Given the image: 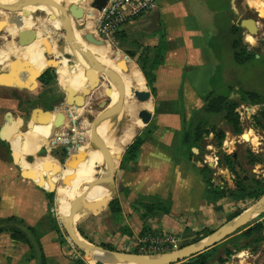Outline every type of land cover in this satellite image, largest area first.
Returning a JSON list of instances; mask_svg holds the SVG:
<instances>
[{"label": "crops", "instance_id": "crops-1", "mask_svg": "<svg viewBox=\"0 0 264 264\" xmlns=\"http://www.w3.org/2000/svg\"><path fill=\"white\" fill-rule=\"evenodd\" d=\"M234 2L235 0H157L155 11L137 18L119 32L126 36L125 43L122 45L123 51L127 53L130 60L138 65L142 73L148 71L143 68L141 60L143 57L149 59L151 66L149 73H153L157 81L152 88L156 90L158 105H161L162 92L157 90L156 85L174 91V98L171 99L172 104H169L173 108L165 109L161 117H167L169 120L170 118L174 119L175 113L178 114L179 110H183V107L192 111L190 117H193L204 106V98L212 87L214 71L218 66L215 62V59L219 57L217 53H221L222 57L224 53L227 55V50L230 49L223 45L221 50L213 53L214 49L211 44L220 45L223 43L222 35L225 34L220 36L219 18L220 16L227 17L229 10L235 15L238 14L233 5ZM55 14L57 17L63 18V13ZM11 18L8 17L9 21ZM45 20L52 23L51 16ZM0 21H5L8 27L0 34V39L6 31L10 33L8 35L10 39L4 43L3 47H0V81H4L0 83V221L16 218L26 228L34 229L37 232L42 248L41 251L39 250L40 252L38 251L39 258L30 264H74L63 257L60 245L56 241L54 223L50 218L49 195L55 193L57 195L59 185L54 179L61 176L53 168L50 172L45 171L49 166L46 163L49 161L50 152L45 155V159L35 156L40 150L38 141L31 133H22L17 130L14 148L19 159L16 163L10 144V131L13 125L20 118L26 116L18 114L17 117L9 118L8 114L11 110L15 112L19 108L22 98L31 97L30 88L33 83L50 69L47 57L42 55V52H46V47L37 49L39 50L37 51L35 48L40 42L35 37L25 44H19L17 38L20 31L10 27L9 22L2 17H0ZM22 25L23 27H28V25L32 27L31 19H24ZM27 27L25 29L29 30ZM47 31L44 29L38 33L45 35ZM13 38H16L17 41L14 42ZM48 39L53 42L54 49L57 47L55 44L61 41L56 37V29L54 35L49 36ZM33 48L36 50L35 54L26 57L27 51ZM51 50L49 51L50 55H54ZM10 58L14 64L8 62ZM57 60L60 67H63L66 60L61 58L60 53L57 55ZM69 60L73 64L77 63L79 59L69 58ZM23 62L27 65L19 67ZM194 98H197V101L193 100ZM143 107L142 105L140 111L144 109ZM35 120L48 126V123L41 118ZM148 149V147H143L139 160L127 163V167L123 169L121 179L127 188V194L117 198L121 207V213L118 214L120 216L114 214L113 211L106 212V227L110 229L111 236L117 238L118 242L114 245L106 244L111 248L102 245L100 248L112 253L138 254L142 245L141 238L146 236L149 239L167 234L174 236L178 234L186 240L188 232L196 236L204 232L219 230L226 225L228 216L236 209L241 210V203L248 201L234 202L227 199L216 203L208 201L206 199L208 185L203 176L197 172L193 163L191 164L189 161V167L196 179L191 185L180 184V181L172 180L170 175L174 169L171 167H167L164 171L165 174H169L168 179L158 185V182L152 180L150 173L156 167V156L163 151L156 148ZM54 152L61 153L58 148H53L51 156ZM29 156H32L33 163L28 161ZM52 159L57 160L59 164L69 161L68 156L65 159H56L55 157ZM165 162L160 164L170 166L172 160L169 158ZM40 175L44 177L43 184L46 182L54 184L56 192L48 193L33 179L35 177L36 180H39ZM173 185L182 190L190 186L191 190L182 198H175L172 194ZM157 196L161 197L165 203L171 204V214L143 219V212L137 207L139 199L141 197L154 199ZM100 213L102 212L99 211L98 214ZM120 217L129 229L125 235L121 234V230L117 228ZM261 217L245 225L241 228L243 229L241 232H239L240 229L239 233L236 232L234 233L236 235L228 237L233 238L232 244L235 247L238 244L240 247L245 245L241 238L242 233L264 222V217ZM81 221L82 219L79 220V222ZM89 243L96 248L91 242ZM16 248L17 245H15ZM241 257H244L240 260L243 264L242 262L247 259V256ZM17 260H20V257H17Z\"/></svg>", "mask_w": 264, "mask_h": 264}, {"label": "rangeland", "instance_id": "rangeland-1", "mask_svg": "<svg viewBox=\"0 0 264 264\" xmlns=\"http://www.w3.org/2000/svg\"><path fill=\"white\" fill-rule=\"evenodd\" d=\"M92 2L93 0H86V2L84 3V6H86L85 8L87 10H91ZM250 2H254V0H248V1L235 0L233 5L236 8V11L238 12V14L236 15V22L243 29L244 44L249 47V50H253L254 52H256L257 54L256 58L258 60L255 61V64L252 66L251 65L243 66V67L238 66L235 64L233 60L232 52L230 51V49L227 50L228 51L227 55L226 53H224L221 58L215 59V62L218 66L217 68H215L214 71V75L216 77V83L213 85V89L215 90V93L218 95L228 96L230 93L229 87L231 86H233L236 90L240 88L246 91H254L264 94V45L259 41V39H264V16L262 17L259 16L257 10H255L249 5ZM64 3L66 5L68 4V6L63 5V7L68 8L69 6L71 7V5L75 4L76 0H69ZM259 4L260 7H258V11L263 12L264 0H261ZM49 16H53V15H47L46 13L37 14V17L39 19H47L49 18ZM58 18L63 19L60 16H58ZM96 18L98 20L100 19V13H97ZM3 19L9 22V19L7 17H4ZM98 20H96L95 29ZM219 20H220L219 28L221 31L220 32V36H221L222 34H225L227 31V17L224 18L223 16H220ZM84 21L85 20H83V22L78 23L79 29L83 28ZM251 21L257 24L256 26L257 29L255 31L256 33H251L250 29L247 27V23ZM53 23L56 24L57 27L63 29L62 28L63 23L60 22L59 20H56V22L53 21ZM31 24L32 27L30 26L29 30L34 31L35 34H38V31L48 29L49 27L48 26L42 28L40 27L38 21L37 20L33 21V19H31ZM61 29H59L58 31V38L62 40L55 44L57 46L63 44L65 40H67V35H65L64 31ZM244 33L247 35L245 36ZM95 36H97L98 39H100V37L96 34V30H95ZM248 37H251L255 41V44L250 43L248 41ZM17 39L13 38V41L16 42ZM125 39L126 36L122 33H119L115 35L116 42L108 41V40L104 42H110L115 49L121 51L126 56V58H129L127 53H125L122 49L123 48L122 45L125 43ZM7 40H8V31H6L4 35L1 36L0 47H3L5 45L4 43H6ZM46 40L48 41L47 36L43 38V42L45 47H48L46 48V52L49 53L52 47L49 46ZM51 44L54 45L53 42H51ZM44 53L45 51L42 52V55H44ZM213 53H215L214 50ZM56 59L57 57H55L54 55H49L47 57L48 65L50 67H53L54 69H56L55 68ZM8 62L14 64L11 58L9 59ZM132 62L134 63V61ZM141 64L143 65V68H145V70L148 71L147 75L151 80L153 86L154 84L157 83V81H156V76H154L153 73L152 74L149 73L151 69L149 59L147 57H143V59L141 60ZM90 65L91 67L93 66L92 63ZM85 68L86 65L83 62L82 66L79 69H76L74 71L72 70L67 73L73 74L74 72ZM125 77L128 76L125 75ZM144 78L148 90L152 91V87L149 85L146 77ZM130 83L132 85V88L134 89L136 87L134 82L130 81ZM95 84L97 85L93 90V92H91L92 93L91 96L87 97L85 107L84 108L82 107L80 110L75 108H70L67 106L66 92L60 86L57 80V84L52 86L51 88L53 93L52 96L54 95L55 98L51 100L45 99L44 102H40L39 105H35L34 103L35 100H33L30 96L24 97L20 100L19 108L15 110V112L13 110L9 112L8 114L10 116L9 118H12L14 116L17 117L18 114L25 115L26 117L35 114L36 116H39L42 119H46L48 115L53 113L59 115L65 113L66 116L68 117L65 118L67 119V121L66 122L64 121L63 126L67 128H65L63 132L68 131V129L74 127V125L76 124L77 127L79 128L81 137L83 136L85 139V135L89 127L91 128L89 129L90 131H94V130H98L101 125L107 124V122L104 121L107 119L108 111L110 110V106H111V105L108 106L107 109L101 108L103 103L111 104V101L107 96H102V89H104L103 83L99 85V83L96 82ZM156 87L158 88L157 90L162 92L160 96L161 105H158V102L156 101L157 94L155 93L153 95L154 96L153 111L155 113L153 122L149 126H145L143 129L139 130L136 138L135 139L133 138L134 139L133 143H131V145L129 146L131 147L136 142V140H141L143 141V145L141 146V151L143 147H148L149 149L156 148L159 151L160 150L163 151V153L161 154L158 153V155L156 156L155 159L156 167L154 168V171L150 173V177L152 178L153 181H156L158 182V185H161L162 181L168 179L169 177V174L167 173L168 174L167 176V174H165L164 171H166L167 167H171L172 169H174L172 175H170L172 180H175L177 182L180 181V184L186 183L187 185H191L193 181L196 179L189 167L188 164L189 162L191 164L193 163L197 172L201 176H203V179L207 177V170L209 168L212 169L211 180L208 182L204 179L207 185L209 186L212 185L213 186L220 185L222 187L229 186L231 189L235 190L239 185V183L245 182L248 179L250 180V184L253 183L254 181L264 180V116H262L260 112L261 110L260 106L251 107L247 104H241L236 111L240 116L242 134L236 136L233 133L231 127H228L224 122H220L219 123L220 129H222L226 133L225 139L220 142L219 134H217L216 131L210 130L211 132L208 135L206 134L203 135V140L198 143L199 146L193 148L199 151V154L196 155L193 153V149L190 151L187 149V147L183 145L184 128L190 126L196 115L190 117L192 111L186 110V108L184 109L183 107V110L182 109L179 110L178 114L177 112L175 113L177 116L175 115L174 119L170 118L169 120V118L167 117H161V114L162 112L164 113L165 109L168 110L170 108H173L169 104H172L171 99L174 98V91L173 89L167 90L160 88L158 85H156ZM166 91L167 93H165ZM209 91H211V88ZM233 98L235 101L239 102L240 98L238 94H236V92ZM206 99H207V95L204 98L205 101L204 106L206 104ZM193 100L197 101V98H194ZM244 109H246L247 111H244ZM189 117L190 119H188ZM246 135L250 137L252 142L246 140L245 138ZM83 142L84 141L82 139L79 146H82L84 144ZM129 142H125L123 146L119 147V150L122 151V148ZM129 147L127 148L129 149ZM127 148L124 149L121 153V155L123 156L121 162L120 159L114 160L115 163L119 164V167H117V165L113 163L114 171L116 172V177H117L115 182L116 193L114 194L115 199L113 201H115L118 198V196L127 194L126 192L127 188H125L124 183L121 179L123 169L127 167V163H128V162L126 163L124 162V158L128 151ZM60 150L61 149L59 148L58 151ZM51 151H49L50 156H51ZM49 152H47V155L49 154ZM51 157L54 158L53 156ZM169 158L172 160L170 166L160 164V163H166L165 160ZM103 159L98 160V163L100 164V162ZM71 161L72 162L74 161L73 157H71L68 162L66 161L65 163H61V166L59 164H50V162L47 161L46 165L51 166L53 170L58 169L59 171L58 173L61 175L57 177V179H54V181L58 185H60V183L63 180L62 173L64 171L67 172L71 167L72 165ZM99 169L101 168H99V166L95 164L89 175L93 176V174H96L99 171ZM92 184H93V188L95 187V189H93V191L90 192L88 196L94 199L98 205H101L102 200L108 197L107 193H109L110 197L113 196L112 192L107 190L105 183H103V185L101 186H99L95 182H93ZM102 189H103L102 192L103 195L97 192V190H102ZM172 190H173L172 194L175 198H182L191 189L190 186H187L186 189L182 190L181 188H176L175 185H173ZM59 192L60 190L58 188V194ZM74 193L75 195H73L72 201L74 204L73 210L74 213H76L78 199L81 195L85 193L78 186V184H76ZM258 202L259 201L248 200L247 202L241 203L242 204L241 210L236 209L232 214H230V216H228L226 220V224L234 220L236 217L240 216L242 213L246 212L248 209L255 206ZM111 203L106 206H102L100 209L97 210L98 212H95L85 217L78 224L76 228L79 234L81 235V233H83L85 235V237L83 238L91 242L95 247L99 246L100 248V246L102 245L111 248L110 246H106V244L114 245L118 242L117 238H113V236H111L110 229H107L106 227V222H107L106 212L109 213V211H113L114 213V210L116 208V206H113L114 204ZM57 205L59 206V203L56 200V193H55L54 200L51 201L50 203V211H51L50 218L53 217L54 219L52 218L51 221L53 220L58 226L59 232L55 233L56 241H58V244L60 245V248L63 253V257L74 264H99V263H90L89 258L83 253L80 247H78L76 243L72 241L66 226L62 224V222H60ZM51 206L53 207L51 208ZM52 209H53V213H52ZM99 211L102 213L98 214ZM141 212L143 211L141 210ZM114 214L118 215L119 213L115 212ZM123 227H125V229L128 228L125 222L120 217L118 218L117 228H119V230H122ZM144 230H146V228H144ZM217 230L218 229L213 230L212 232H204L196 236L188 232L186 234L187 235L186 240L184 239L183 236H178L177 234L176 236H174L178 241L177 250L189 247L205 239L206 237L210 236ZM15 235L25 240L23 238L25 234H15ZM28 235L29 237L32 238L35 248H31L27 245H23L20 244L19 242L14 241L9 232L0 235V264H30L31 260H34L35 258H39L38 257L39 253L36 248L37 246V242L35 241L36 239H34L30 233H28ZM186 235L184 234V236ZM142 236H145V234H142ZM146 239L147 236L141 238V240H146ZM232 240L233 238H227L226 240L221 241L215 247L211 248L214 249L213 250V258H215L213 259L215 261L214 264H221V262H223V264L224 263L241 264L240 260L244 259V257L241 256L244 255L247 256V259L244 262H242L243 264H264V227L261 230H256L254 232L253 237L249 240V243L243 241V243H245L244 246L242 245L243 247H240L239 244L237 245V247H235L232 244ZM15 245H17L16 249H15ZM93 250L96 253L99 251L94 247ZM150 255H154V254H150ZM17 257H20V260H17Z\"/></svg>", "mask_w": 264, "mask_h": 264}, {"label": "trees", "instance_id": "trees-1", "mask_svg": "<svg viewBox=\"0 0 264 264\" xmlns=\"http://www.w3.org/2000/svg\"><path fill=\"white\" fill-rule=\"evenodd\" d=\"M227 31L225 35H222V44H216L213 43L211 44L212 49L214 51H219L223 47V45L227 48H230V51L232 52L233 60L236 65L238 66H252L255 64V61L258 59L256 52L253 50H249V47L244 44V38H243V29L241 26L236 22V15L232 11L227 12ZM41 27V26H40ZM63 28V27H62ZM59 27L56 26V37H58V31ZM10 35V33H8ZM8 36V40H9ZM62 40V39H60ZM226 40V41H225ZM54 56L57 57L59 52L57 51V47L55 48ZM219 54V53H217ZM221 58L220 54L218 59ZM80 64L76 66L75 63H73L69 67H60L58 60L56 59L55 62V68L58 72H69V71H74L76 69H79L83 61L79 60ZM144 70V69H143ZM57 73V76L54 72V69H49L46 71L43 75H41L31 86L30 92H31V98L34 101L35 105H39L40 102H44L45 99L51 100L55 98V96H52V86L57 84V80L60 84V86L63 89H67L68 87L72 86L75 81H72L70 79V73ZM143 74L145 75L149 85L152 87L151 80L149 79L148 75L146 72L143 71ZM216 83V77L215 75L213 76L212 80V87L211 91L207 94V99H206V104L205 106L196 114V117L192 121L189 127L184 128L183 131V145L187 147L188 150H192L195 147L199 146V142L203 140V135H208L211 131H216L217 134H219V140L220 142L223 141L226 137V133L220 129L219 123L224 122L228 127H231L233 130V133L237 135L242 134V128H241V122H240V116L237 113V108L241 104H247L251 107L255 106H260L261 107V114L264 116V94L254 92V91H246L243 89L238 88L237 90L231 86L230 88V93L228 96L225 95H218L215 93V90L213 89V85ZM153 94L156 93L155 89L152 88ZM238 94L239 96V102L234 100V94ZM64 117V119L68 116H66L65 113L60 114ZM67 119H65V122ZM153 122V121H152ZM47 127V128H46ZM65 126H61L55 134H51L52 132V125L46 126V124H41L37 120H34V123L30 124V130L29 133L34 137L35 140L38 141V146L41 149H45L47 152L51 151L53 147L58 142V137L59 134L65 130ZM211 130V131H210ZM20 135V134H19ZM48 135V136H47ZM52 136V141L55 143H44L45 140L49 137ZM84 142H90L92 143L95 140V136H93L91 133L88 134V130L85 135V139L82 136ZM136 138V137H135ZM134 138V139H135ZM133 139V140H134ZM132 140V141H133ZM83 142V143H84ZM187 142V143H186ZM143 145V141L141 140H136V142L129 147L126 156L124 158V162L132 163V162H137L140 158L141 155V146ZM87 146L83 144V148ZM128 146L126 144L123 148L122 151ZM39 150V151H40ZM64 151V152H62ZM60 152L62 153H53V157L56 159H65L66 155V150L61 149ZM37 157H44L46 158L45 155H35ZM74 157V156H73ZM50 164H59V162L55 159H52L50 157V154L48 156ZM108 162L112 164V162L107 159ZM123 162V163H124ZM100 164L104 168V159L100 162ZM118 164V163H115ZM61 166V164H59ZM99 168H101L99 166ZM63 174V173H62ZM95 174H93L94 176ZM212 178V169L209 168L207 170V177L204 178L206 181H210ZM211 183V182H210ZM209 184V183H208ZM45 187H54V190L56 192V188L53 183L51 182H46L43 184ZM212 185V184H210ZM127 192V191H126ZM58 194V192H57ZM55 194H50L49 195V203L54 200ZM264 197V180L261 181H254L253 183L250 184V180L248 179L245 182L239 183L237 188L235 190L231 189L229 186L227 187H222L220 185L217 186H209L208 185V191H207V196L206 199L210 201L211 203H216L221 200L227 199L231 200L234 202L238 201H259ZM56 200H57V195H56ZM74 200V199H73ZM111 204H114L113 206H116L114 213H121V207L119 201L116 199L115 201H112ZM137 207L139 210L143 211V219L146 218H156L164 215H170L172 206L170 203H165L162 201L161 197L157 196L154 199L149 198V197H141L137 203ZM53 206H51L52 208ZM74 207V204H73ZM75 209V208H74ZM262 216L261 218H263ZM53 218V217H52ZM51 218V219H52ZM54 219V218H53ZM53 221V220H52ZM54 225L53 227L56 230V233L59 232L58 226L56 223L53 221ZM264 222H261L254 226L253 228L245 231L242 233L241 238L243 241H246L249 243V240L253 237V234L256 230H261L264 226ZM243 229H241L239 232H241ZM9 232L13 238L14 241L19 242L20 244L27 245L31 248H35L33 240L31 237H29L28 233L33 236L35 241L37 242V250L41 251L42 244L39 238V235L34 229H29L26 228L25 225L17 220L16 218H10L6 221H0V235L3 233ZM121 232L125 235L127 232H129V229H125V227L122 228ZM238 232V233H239ZM15 234H25L23 236V239L20 237L16 236ZM130 234V233H129ZM83 237L85 235L81 233ZM213 250H208L202 254H199L189 260L180 262V264H214L215 258H213ZM35 258L34 260H36ZM34 260H31L34 261ZM44 260V258H43ZM90 263H95L94 261L89 259ZM223 264V262H221ZM225 264V263H224Z\"/></svg>", "mask_w": 264, "mask_h": 264}, {"label": "bare ground", "instance_id": "bare-ground-1", "mask_svg": "<svg viewBox=\"0 0 264 264\" xmlns=\"http://www.w3.org/2000/svg\"><path fill=\"white\" fill-rule=\"evenodd\" d=\"M21 1H34V0H0V2L3 4H14ZM67 1L69 0H43V4H44L43 6L39 8L31 9L32 11H43L41 13H46L48 15L49 13H51V15H53L51 16L52 23L46 21L45 19H39L38 17H36V20L38 21L39 25L42 28L49 26L46 35H40L39 33L34 35L35 39L40 42L38 47L35 48L36 50L45 48L43 42V38H45V36L51 37L52 35H54L56 24H54L53 21L56 22V20H59L60 22L63 23V29L61 30H65L67 28L65 15L67 14L68 12L67 10L69 9V7L68 8L63 7V5L68 6L64 3ZM260 1L261 0H254V2H250L249 5L252 8L258 10V7H260L259 4ZM47 2L48 4L52 5L51 8L47 7L48 5ZM85 2L86 0H76L75 3V5L80 6L85 11V18H84L85 21L83 28L79 29V31H75L74 33H70L69 35H67V37L72 39V41L78 48H81L83 50L92 53L96 57L98 63L92 61H84L79 57L78 58L76 57L75 59H79L85 63L86 68L76 71L73 74L70 73L71 74L70 79L75 82L72 86L68 87L67 89L72 88L74 91V95H83V92L85 89H87V85L89 83V76L87 77L86 75V69L88 68L89 71L91 69V77L92 76L94 77L95 83L98 82L99 85L103 83L104 89H102V96H107L111 101L110 110L114 109L113 112L114 123L111 124L108 121L107 124L101 125L98 130H94V129H93L94 131L88 130V134L91 133L93 136H95L94 141H97L99 144L95 147L94 141L92 143L84 142V144L87 146L83 148L82 145L80 147V152L74 155L73 157L74 161L78 160V158L80 157H84L83 160L79 161V163L76 166L72 165L69 168V170L67 169L68 171L66 170L67 172L65 171L63 172L62 174L63 180L59 185L60 192L59 194H57V201L59 203V206L57 205V210H58V216L60 222L66 225L69 229V233L72 241L75 242L80 247V249H82L83 251H87L90 254V258H89L90 260L94 261L95 263H98L99 260L98 254L93 250V246L86 239H84L83 236L79 234L77 229L71 224L72 218L76 216L73 210V201H72V197L73 195H75L74 189L76 187V184H78V186L82 189V191L86 195H88L90 194V192L93 191V189H90V187H93L92 184L93 182H95L99 186H101L104 183L102 180L105 178V176H107V170L103 168L101 164L98 163V160L104 158V161H107V159H109L112 163L115 164L114 160L120 159L119 157L121 156L122 153V151L119 150V147L123 146L125 142L130 141L127 146L129 147L131 143H133L134 141L131 140L137 136L138 131L145 127V124L139 118L140 108L143 105L144 110L153 112L154 105H153V101L143 103V102H139L135 97L134 92L146 91L147 85L143 74L139 70L138 65L135 62L134 64L132 62L133 60L131 61L129 58H126V56L121 51L115 49L110 42H105L104 45L98 46L95 44L87 43L85 41L84 37L87 35V33L93 34L95 36V30H96L95 24H96V20H98L96 18V15L97 13H99L92 8L91 10H87L85 8L86 6H84ZM261 12L262 11H260V13ZM263 12L261 13L262 16H264ZM55 13H63V19L61 18L59 19L57 17V14ZM22 15L24 14L20 12L9 13L0 9V17L3 16L2 18L7 16L18 17ZM79 22H83V20ZM8 24L10 25V27L19 30L20 31L19 34L21 33V31H28V29H25L27 26L23 27L22 24L19 27L11 25L10 22ZM27 28H29V25ZM7 29L8 27L6 28V30ZM95 37L97 40H100L98 39L97 36ZM248 41L252 44H255V41L251 37H248ZM46 42H48L49 46L53 48L51 41H49V39L48 41L46 40ZM59 47L60 45L57 46V51L59 50ZM35 49L34 48L29 49V51H27V53L25 54L26 57L33 56L36 52ZM51 51H53L52 53H56L55 52L56 50L54 48ZM65 60L66 61L64 63V67H69L72 65V62L69 60V57ZM79 60L77 63H75L76 66L80 64ZM121 61L128 62V67H129L128 72H123L117 69V63ZM91 63L93 64L92 67L90 65ZM102 64L108 65V68L113 67L114 69H116L118 73V75L112 77L113 92L112 94H110V97L107 95V91L109 88H111V85L109 84L108 79L105 78L108 68L104 69L101 66ZM57 73H63V72L57 71ZM124 74L128 77H125ZM130 81L134 82L136 86L134 89L132 88ZM121 98H122V104L121 107L118 108L116 107V105L121 100ZM86 100L87 98L84 100L85 105H86ZM70 108H75L80 110L82 107H77L75 105ZM89 129L91 128L89 127ZM245 138L246 140L252 142V140L248 135H246ZM82 139L83 138L81 137V140ZM48 142L54 143L52 141L51 135L45 140L44 143H48ZM95 164L100 166L101 169H99V171L94 176H90L89 174L92 171ZM116 165L117 167H119V164ZM107 195L109 198L110 197L109 193H107ZM255 211H257V207L254 208L253 212ZM163 263H165L164 259L162 257H157L154 261L149 262L147 264H163Z\"/></svg>", "mask_w": 264, "mask_h": 264}, {"label": "water", "instance_id": "water-1", "mask_svg": "<svg viewBox=\"0 0 264 264\" xmlns=\"http://www.w3.org/2000/svg\"><path fill=\"white\" fill-rule=\"evenodd\" d=\"M108 3V0H93L91 4V8L98 11L99 13L102 12L106 5ZM43 0H34V1H21L18 3L14 4H3L0 2V9L6 12H20L23 13L24 15L22 16H15L10 19V24L14 26H20L24 19L23 18H28L30 17L33 19V21H36L37 14L43 12V11H32L31 9L33 8H39L43 6ZM47 7L51 8L52 5L48 4ZM67 14L65 15V20L67 22V28L64 31L65 35H69L70 33H74L75 31H79L78 28V22L84 20L85 18V11L78 5H71L69 9L67 10ZM257 13L259 16L262 17V14L260 11L257 10ZM72 17V18H71ZM257 24L255 22H248L247 27L250 29L251 33H256L257 29ZM7 28V23L5 21H0V34L3 33V31ZM35 33L32 30L28 31H21L18 37L19 44H25L29 42L33 37ZM244 35H246L244 33ZM85 41L90 44H95L98 46L104 45V41L102 40H97L96 37L93 34H87L84 37ZM259 41L264 45V39H259ZM58 52L60 53L61 58L67 59L69 58H80L84 61H92L95 63L97 62L96 57L81 48H78L72 39L68 38L65 40L63 44L60 45ZM50 53L45 52L44 57H48ZM27 64L26 63H21L19 67H25ZM104 69L108 68V65L102 64L101 65ZM50 69H54L53 67H50ZM117 69L123 72H128L129 67H128V62L127 61H121L117 63ZM55 74L57 75V70L54 69ZM45 73V72H44ZM43 73V74H44ZM42 74V75H43ZM86 75L87 77L89 76V83L87 85V89L84 90L83 95H74V91L72 88L65 89L66 92V104L68 107H85V102L84 100L87 97L91 96V92L95 89L96 85L94 77H91V72L89 69H86ZM118 75L116 69L113 67H109L107 69V73L105 75V78L108 79L109 84L111 85V88L108 89L107 95L110 97V94L113 92V76ZM4 81H0L2 83ZM135 97L139 102H149L153 101L154 99V94L151 90L146 91H141V92H134ZM122 104V98L121 100L117 103L116 107L120 108ZM111 104L103 103L101 108L107 109L108 106ZM113 110L108 111V116L107 119L104 122H110L111 124L114 123V117H113ZM155 113L150 112L148 110H141L139 113V118L143 121L145 126H149L153 119H154ZM36 118H40L39 116H36L35 114L29 115L27 117L20 118L15 125H13L11 131H10V144L12 147V152H13V157L16 161L18 162L19 155L17 151L14 148V142L16 140V131H20L22 133H27L30 130V124L34 123V120ZM43 121H46L48 125H52V133L55 134V132L64 124V117L59 114H50L46 117V119H42ZM99 143L97 141H94V146L96 147ZM194 154H199V151L197 149H193ZM47 151L45 149H41L37 155H46ZM84 157L78 158L76 161H71L72 165L76 166L79 161L83 160ZM123 156H120V161H122ZM28 161L30 163H33L34 161L32 160V156L28 157ZM71 165V166H72ZM104 168L107 170V176L102 180L105 183V186L107 190L112 192L111 197L109 198H104L102 200L101 205H98L97 202L92 199L90 196L83 194L79 197L78 203H77V214L74 218L71 220V224L77 228L78 224L80 223V219H84L85 217L95 213L98 209H100L102 206L108 205L110 202H112L115 199L114 194L116 193V172L114 171V165L111 163H108L107 161H104ZM47 172L52 171L51 166H47L46 170ZM56 173L59 172L58 169L54 170ZM35 181L48 193H54V187H45L43 185L44 182V177L41 175L39 176V180H36L35 177H33ZM90 189H95V187H90ZM97 192L101 195H103V189L102 190H97ZM257 207V211L253 212L254 208ZM255 214V215H253ZM264 215V197L259 200V202L253 206L252 208L248 209L246 212L242 213L240 216L236 217L234 220L230 221L227 223L225 226L211 234L210 236L206 237L205 239L180 250L173 251L171 253L167 254H159V255H150V254H120V253H112L109 252L103 248L96 247L99 251L97 252L98 254V263L99 264H147L149 262L154 261L157 257H162L165 261L163 264H178L180 262L189 260L199 254H202L211 248L215 247L218 245L221 241L227 239L234 233L238 232L241 228H243L245 225L250 223L251 221L261 217ZM66 226V225H65ZM68 233L69 229L66 226ZM70 235V233H69ZM75 243V242H74ZM77 245V244H76ZM78 246V245H77ZM79 247V246H78ZM82 250V249H81ZM83 251V250H82ZM83 253L90 258V254L87 251H83ZM121 261V263H120Z\"/></svg>", "mask_w": 264, "mask_h": 264}, {"label": "built area", "instance_id": "built-area-1", "mask_svg": "<svg viewBox=\"0 0 264 264\" xmlns=\"http://www.w3.org/2000/svg\"><path fill=\"white\" fill-rule=\"evenodd\" d=\"M157 9V0H108L105 9L100 12L97 22L96 34L103 41H115V35L121 29L135 21L137 18L151 13ZM244 111H247L244 109ZM81 135L79 128L74 127L63 132L58 137L54 149H65L68 160L80 152ZM60 146V147H57ZM53 213V209H52ZM139 254H167L177 251L178 241L174 235H163L142 240Z\"/></svg>", "mask_w": 264, "mask_h": 264}, {"label": "flooded vegetation", "instance_id": "flooded-vegetation-1", "mask_svg": "<svg viewBox=\"0 0 264 264\" xmlns=\"http://www.w3.org/2000/svg\"><path fill=\"white\" fill-rule=\"evenodd\" d=\"M5 68L7 69V66H5Z\"/></svg>", "mask_w": 264, "mask_h": 264}]
</instances>
